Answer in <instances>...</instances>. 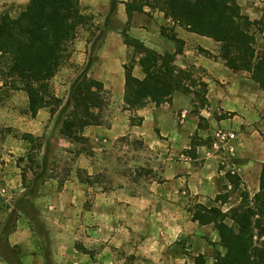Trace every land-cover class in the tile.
I'll return each instance as SVG.
<instances>
[{
	"label": "crops",
	"instance_id": "1",
	"mask_svg": "<svg viewBox=\"0 0 264 264\" xmlns=\"http://www.w3.org/2000/svg\"><path fill=\"white\" fill-rule=\"evenodd\" d=\"M79 1L91 22L81 28L50 81L61 105L33 116L27 93L0 80V91L11 90L0 106V128L5 129L0 140V264H195L199 256L213 264L214 254L223 251L218 230L194 222L177 202L189 195L200 205L227 212L239 203L241 191L251 197L260 192L264 90L249 73L226 66L220 43L175 26V35L185 42L176 65L197 71L193 95L177 92L170 103L130 110L126 66H134L137 79L146 76L142 56L135 60L124 32L159 55L174 54L176 42L162 31L164 14L148 7L132 10L133 0ZM30 2L0 0L17 11L7 13L13 18ZM238 4L251 21L263 19L264 0ZM84 76L103 86L105 106L95 110L101 123L85 127L84 141L77 142L65 137L62 127L73 110V89ZM202 82L208 88L201 100L194 94ZM220 130L234 135L233 153L213 149ZM26 135L40 144L34 146ZM127 137L142 140L148 151L163 139L169 143L171 155L160 181L152 180L143 194H133L120 175L114 180L121 185L113 188L95 180L110 172L107 155ZM155 170L152 165L150 172ZM229 173L238 176L240 186L229 183ZM221 196H229L223 206L217 202Z\"/></svg>",
	"mask_w": 264,
	"mask_h": 264
},
{
	"label": "trees",
	"instance_id": "2",
	"mask_svg": "<svg viewBox=\"0 0 264 264\" xmlns=\"http://www.w3.org/2000/svg\"><path fill=\"white\" fill-rule=\"evenodd\" d=\"M145 7L159 10L176 25L220 43V58L226 66L236 73H249L264 90V17L251 21L243 14L238 0H133L130 5L132 10L139 11ZM90 22V18L82 15L79 0H31L16 18L7 13L0 15V68H4L0 80L12 90L27 93L33 116L43 108L61 105L62 100L53 95L50 81L69 56L79 29ZM162 31L176 42L174 54L159 55L124 32L135 60L142 56L139 64L146 76L139 80L133 74L134 66H126L125 103L130 110L137 111L151 103L156 106L170 103L177 92L193 93L196 69L184 70L176 65L177 58L184 55L185 42L175 32ZM199 86L202 94L194 95L202 100L208 84L202 82ZM103 92V86L87 76L73 89V110L62 127L65 137L83 142L80 135L83 129L101 123V115L95 110L105 106ZM25 139L36 143L33 136L26 135ZM227 178L233 186H240L238 176L229 173ZM244 195V201L250 199L248 192ZM252 204L233 208L229 213L221 207L196 205L192 220L202 226L214 225L221 246L227 250L213 264H264V241L255 242L257 237L264 239V172L261 190ZM228 219L233 225L227 223ZM195 264L207 261L199 256Z\"/></svg>",
	"mask_w": 264,
	"mask_h": 264
},
{
	"label": "rangeland",
	"instance_id": "3",
	"mask_svg": "<svg viewBox=\"0 0 264 264\" xmlns=\"http://www.w3.org/2000/svg\"><path fill=\"white\" fill-rule=\"evenodd\" d=\"M138 3V2H137ZM159 11V10H158ZM15 12H17L14 8L12 9L10 6H2L0 4V15L1 14H6V13H11L15 15ZM164 14V13H163ZM163 25L162 28L164 31H167L168 33L172 34L175 31V26L176 25L173 20L171 19H166L165 15L163 16ZM81 33V28L78 31V34ZM71 49V45L69 48V51ZM3 67L0 68V79H1V74L3 71ZM195 81V80H194ZM196 83V81L194 82ZM10 89H5L3 91H0V106H5L6 104V98L10 94ZM198 91L202 94V89L198 88ZM5 139V129L0 128V140ZM161 145L153 150V151H148L147 146L142 140L136 139V138H123L120 139L114 146V148L109 152L107 157L109 159H106L109 163L113 164L112 168L110 169L109 173H102L100 177H96V181L100 180H106L108 182V187L113 188L117 186L118 184L121 185V182H117L114 180V177L120 175V177H123L125 179V183L127 188L131 190L133 194L137 193H144L145 191L148 190L149 184H151L152 180H157L160 181V174L163 171V169L168 165V160L170 159L171 153L168 152V144L166 140H162ZM40 144V142L34 143V146H37ZM172 158H177L176 154ZM105 159V158H104ZM145 167L143 168V166ZM154 165L155 171L151 173V166ZM107 171V169H106ZM3 171L0 169V189L3 188L2 182H3ZM245 191H241L239 194L241 200L239 201L236 206L233 208H237L239 206H252V200L253 197L250 196V199H245ZM229 196H223L219 200V204L222 205V203L229 202L228 201ZM176 203V202H175ZM178 205L180 206L183 204L185 209L189 212L190 217L192 218L194 209L196 205H198L197 200L192 198L191 196H185L184 200H181L177 202ZM237 203V202H236ZM233 208L228 210L225 213H229ZM227 223L230 225H233V222L231 220H227ZM258 232L256 231V234ZM264 241L263 238H256L255 242L256 243H261ZM223 252V253H222ZM222 252H217L214 254V259L213 263L215 262V259L221 255L224 256L227 252L225 248H223Z\"/></svg>",
	"mask_w": 264,
	"mask_h": 264
},
{
	"label": "built area",
	"instance_id": "4",
	"mask_svg": "<svg viewBox=\"0 0 264 264\" xmlns=\"http://www.w3.org/2000/svg\"><path fill=\"white\" fill-rule=\"evenodd\" d=\"M234 139V135L224 130H220L215 134V139L212 144L213 149L216 151H225L227 153H233L234 148L231 141Z\"/></svg>",
	"mask_w": 264,
	"mask_h": 264
}]
</instances>
